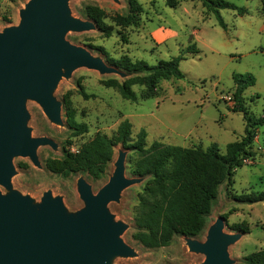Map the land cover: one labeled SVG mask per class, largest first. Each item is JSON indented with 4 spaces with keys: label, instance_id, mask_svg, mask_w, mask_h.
I'll list each match as a JSON object with an SVG mask.
<instances>
[{
    "label": "rangeland",
    "instance_id": "374dc122",
    "mask_svg": "<svg viewBox=\"0 0 264 264\" xmlns=\"http://www.w3.org/2000/svg\"><path fill=\"white\" fill-rule=\"evenodd\" d=\"M142 7L137 26L116 25L113 16L127 15L128 0H69L71 15L81 19L85 11L97 7L104 16L102 23L110 26V34L95 23L94 29L81 32L70 31L66 38L74 44L86 47L92 54L119 58L127 55L132 60H145L155 64L168 60L195 43L197 53L188 54L179 63L185 77L162 79L159 93L142 99L143 86L133 85L138 98L135 101L123 98L115 89L106 87L108 78H122L119 74H101L96 70L79 67L69 77H62L53 95L61 101V125L52 123L38 103L26 102L29 113L27 126L32 136H48L57 143L37 149L41 166L34 165L28 157L13 158L16 173L11 178L13 189L27 194L39 202L43 192L50 190L61 196L68 211L74 212L83 206L77 192V179L84 177L95 193L104 180L94 181L86 175L71 174L64 177L48 168L53 160H60L66 150L76 152L81 144L97 132L114 136L119 124L127 120L131 125L128 144L136 140L140 129L146 131V143L154 140L166 144L188 147L201 145L204 148L216 143L220 152H225L227 143L240 140L244 135L245 120L241 111H234V73L250 72L255 84L241 95L242 105L251 118L264 114V45L262 22L264 0H226L247 8V13L237 15L234 10H221L227 25L224 30L215 16L205 10L200 0H179L176 7H169L165 0H137ZM27 0H0V31L18 24L19 10ZM90 20V19H88ZM106 62V61H105ZM87 95L84 97L83 93ZM87 127V132L78 134L70 127V120ZM126 152V176L130 161L134 158L131 148L118 144ZM254 156L234 169L232 177L219 187L216 202L208 216L207 225L196 238L204 240L206 230L218 216H223L224 231L240 232L238 240L228 246L232 264H246L245 257L264 249V201L247 202L243 198L252 193L264 192V126L255 130L252 141ZM145 180L134 183L120 193L118 201L108 208L116 220L128 227L122 239L136 251L133 257L116 256L112 264H198L204 255L188 249L184 237H174L171 244L158 248H146L132 238L133 216L138 204V194ZM2 193L6 190L0 187Z\"/></svg>",
    "mask_w": 264,
    "mask_h": 264
},
{
    "label": "water",
    "instance_id": "95a60500",
    "mask_svg": "<svg viewBox=\"0 0 264 264\" xmlns=\"http://www.w3.org/2000/svg\"><path fill=\"white\" fill-rule=\"evenodd\" d=\"M68 1L27 0L18 24L0 31V187L6 190H0V264H112L116 256L137 255L121 237L128 225L108 208L123 189L142 180L126 176L124 148L118 149L108 180L95 193L84 177L77 179L83 206L74 212L50 190L35 202L12 187L14 157H28L40 167L38 147H58L48 136H32L26 102L35 101L52 123L61 125V101L53 91L63 76L79 67L122 76L102 57L66 38L70 31L96 27L92 20L71 15ZM224 221L218 216L204 240L184 236L190 251L204 255L198 264L233 263L228 246L241 233L225 232Z\"/></svg>",
    "mask_w": 264,
    "mask_h": 264
},
{
    "label": "trees",
    "instance_id": "16d2710c",
    "mask_svg": "<svg viewBox=\"0 0 264 264\" xmlns=\"http://www.w3.org/2000/svg\"><path fill=\"white\" fill-rule=\"evenodd\" d=\"M200 1L224 30L227 25L221 16V10H234L237 15H244L248 11L246 7L226 0ZM128 4L127 15L113 16L116 25H139L141 5L137 0H128ZM165 4L174 8L179 0H165ZM103 16L104 12L97 7L85 11V17L97 23L109 35L110 26L102 23ZM259 50L264 52V47ZM198 51L195 43H192L178 55L168 60H158L155 64H149L142 59L132 60L127 55L112 58L103 52L106 55L105 61L122 74L120 80L108 78L103 84L132 101L138 98L133 85L143 86L140 93L142 99L157 96L159 82L162 79L184 78L185 75L179 68L180 61L188 54ZM232 79L235 87L233 109L243 113L245 128L243 137L227 143L224 153L220 152L216 143L206 148L196 144L181 147L154 140L147 145L144 129H140L136 140L128 144L131 125L124 120L117 127L114 136L97 132L81 144L76 152L66 150L60 160L50 161L48 168L64 177L80 174L94 181L104 180L105 183L112 172L110 164L115 146L121 144L125 148H131L135 156L130 161L129 173L145 180L144 187L138 194V204L133 216L132 238L146 248L168 246L176 236L198 238L207 225L219 187L232 177L234 169L242 166L245 159L254 156L252 141L255 130L264 126V114L255 119L251 118L241 100L242 93L255 84L254 75L250 72L234 73ZM69 124L78 134L87 132L84 124L72 119ZM243 200L250 203L264 201V192L252 193ZM245 261L246 264H264V249L248 254Z\"/></svg>",
    "mask_w": 264,
    "mask_h": 264
},
{
    "label": "crops",
    "instance_id": "0c3cea01",
    "mask_svg": "<svg viewBox=\"0 0 264 264\" xmlns=\"http://www.w3.org/2000/svg\"><path fill=\"white\" fill-rule=\"evenodd\" d=\"M261 32L264 33V19H263V22H262V30H261ZM260 47H264V45H263V46H260ZM261 52H262V51H261Z\"/></svg>",
    "mask_w": 264,
    "mask_h": 264
}]
</instances>
